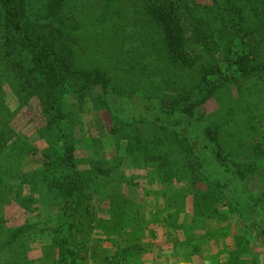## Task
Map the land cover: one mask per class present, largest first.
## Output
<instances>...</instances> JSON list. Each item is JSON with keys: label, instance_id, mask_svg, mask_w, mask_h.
Instances as JSON below:
<instances>
[{"label": "rangeland", "instance_id": "1", "mask_svg": "<svg viewBox=\"0 0 264 264\" xmlns=\"http://www.w3.org/2000/svg\"><path fill=\"white\" fill-rule=\"evenodd\" d=\"M48 1L30 4L41 12ZM145 1L63 3L76 66L107 72L123 96L114 110L127 109L126 102L135 109L145 96L178 101L197 83L191 64L206 61L214 70L220 64L221 48H189L184 64L179 53L171 58L161 32L145 25ZM196 2L211 15L223 10L221 2ZM253 16L245 34L256 48L251 64L258 67L264 28ZM5 49L0 47V105L6 110L0 126L12 136L0 149V264H264V70L230 80L194 111L216 130L214 141L228 155L231 170L220 181L212 170L203 172L211 181L204 180L185 144L150 120L125 124L69 99L78 196L64 214L52 168L45 173L57 147L42 131L38 101L15 94L21 77ZM248 205L263 208L257 221L246 217ZM63 240L72 255L62 252Z\"/></svg>", "mask_w": 264, "mask_h": 264}, {"label": "trees", "instance_id": "2", "mask_svg": "<svg viewBox=\"0 0 264 264\" xmlns=\"http://www.w3.org/2000/svg\"><path fill=\"white\" fill-rule=\"evenodd\" d=\"M210 1L214 5L221 2L223 10L217 7L218 12L212 11L216 13L211 15L196 0H146L144 8L148 15L145 25L161 32L170 57L179 53L178 60L182 64L189 48L206 53L221 48L217 58L220 64L215 70L199 57L198 61L202 62L190 63L197 71V83L180 100L145 96L138 98L135 109L129 107L133 105L131 102H126L127 109L114 110L122 104L123 96L111 83L107 72L100 67L87 70L76 66L73 43L65 35L68 23L62 13L64 0H49L41 12L32 8L30 0H0V47L6 48L4 58L10 60L15 68L13 72L21 77L16 82L19 90L16 89L15 94L20 99L32 97L38 101L45 123L42 131L57 147L56 152L50 154L54 158L47 164L45 173L52 168L53 191L61 204V212L66 214L76 204L78 196L69 99L104 109L125 124L150 120L151 125L168 131L176 142L185 144L188 155L200 163L199 174L204 180H209L210 174L205 176L203 172L214 171L216 180L220 181L221 175L231 170L227 153L214 141L216 130H209L207 123L195 117L194 111L230 80L244 77L259 68L264 70V62L258 67L251 64L254 62L251 55L256 48L249 44L245 34L254 13L260 28H264V0ZM184 66L190 68L189 64ZM213 74L217 76L211 78ZM1 106L0 113L5 110ZM118 111L123 115H118ZM11 136L10 131L0 126V149L7 148ZM262 209L258 205H248L246 212L251 214L246 217L250 216L252 222L257 221L255 215H261ZM257 228L258 224L255 225ZM63 242L64 255H72L66 241Z\"/></svg>", "mask_w": 264, "mask_h": 264}]
</instances>
